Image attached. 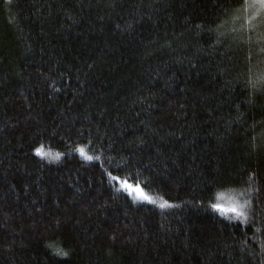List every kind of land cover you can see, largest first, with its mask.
Returning a JSON list of instances; mask_svg holds the SVG:
<instances>
[{
	"label": "trees",
	"instance_id": "16d2710c",
	"mask_svg": "<svg viewBox=\"0 0 264 264\" xmlns=\"http://www.w3.org/2000/svg\"><path fill=\"white\" fill-rule=\"evenodd\" d=\"M249 3L0 0V264H264Z\"/></svg>",
	"mask_w": 264,
	"mask_h": 264
},
{
	"label": "snow or ice",
	"instance_id": "6c2138e0",
	"mask_svg": "<svg viewBox=\"0 0 264 264\" xmlns=\"http://www.w3.org/2000/svg\"><path fill=\"white\" fill-rule=\"evenodd\" d=\"M256 2L260 5V7L262 9H264V0H256ZM261 81H264V76H261L258 78ZM35 153L37 156H40L42 158L45 157H52L53 159H58L61 155V153H56L55 156H53V154L51 153V151H46L43 147V145L38 146L34 149ZM77 151L80 153L81 156H83L86 160H93L94 157L91 155H87L85 150L83 148H77ZM96 159H98V157H96ZM109 176L111 177V173H109ZM113 179H115V177H112ZM121 187H123L126 191H128L129 195H132L133 193V189L132 186L130 184L122 183ZM135 191V197L134 199H138V200H143V201H148L149 203H156V199L153 198L152 196H149L147 194H145V192L143 191V189H141L139 187V184H137L136 188L134 189ZM162 199V198H161ZM161 208L163 207H167L169 206V203L167 200H162V203H160L159 205ZM250 206V201L249 200H245L243 203H240L239 201L233 202L230 205H228L227 207L220 205V204H211V207L213 209H217L219 210L221 213H227V212H231L234 213L236 216L244 218L246 217V210L247 208ZM61 255H67V253H60Z\"/></svg>",
	"mask_w": 264,
	"mask_h": 264
},
{
	"label": "rangeland",
	"instance_id": "374dc122",
	"mask_svg": "<svg viewBox=\"0 0 264 264\" xmlns=\"http://www.w3.org/2000/svg\"><path fill=\"white\" fill-rule=\"evenodd\" d=\"M249 2L250 3L248 11L250 13L247 17H244L242 24L244 23L247 31L253 29H260V31L262 30L263 35L261 36L260 41H262V43L264 44V9L260 7L256 0H249Z\"/></svg>",
	"mask_w": 264,
	"mask_h": 264
}]
</instances>
